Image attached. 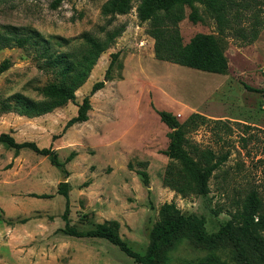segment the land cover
Here are the masks:
<instances>
[{
    "label": "rangeland",
    "instance_id": "1",
    "mask_svg": "<svg viewBox=\"0 0 264 264\" xmlns=\"http://www.w3.org/2000/svg\"><path fill=\"white\" fill-rule=\"evenodd\" d=\"M54 1L0 0V45H9L0 47V63L11 61L0 74V134L52 147L67 170L31 149L16 152L0 143V264H140L107 239L67 234L66 207L69 225L79 231L118 220L122 238L145 254L160 208L171 202L183 214L202 216L208 234L219 235L220 261L214 264H244L245 256L264 264L257 234L242 229L240 215L251 189L264 207V0H224L220 20L196 3L203 15L198 22L184 6L177 23L182 42L200 32L214 34L225 49V74L157 59L151 21L138 15L141 0H120L115 12L109 11L111 0H63L56 7ZM20 37L28 39L22 47ZM90 39L105 49L75 101L35 117L2 110L4 103L20 105L18 95L43 100L39 89L58 81L66 64L82 62ZM61 55L67 57L57 62ZM100 80L105 86L91 96L89 119L66 128ZM157 110L187 124L195 158L208 150L227 155L206 197H183L164 184L172 129ZM193 113L206 120L190 119ZM144 169L149 184L139 173ZM61 182H68V197L58 191ZM42 194L50 196H35ZM259 233L264 239V229ZM206 254L193 240L169 251L171 264L194 263Z\"/></svg>",
    "mask_w": 264,
    "mask_h": 264
},
{
    "label": "trees",
    "instance_id": "2",
    "mask_svg": "<svg viewBox=\"0 0 264 264\" xmlns=\"http://www.w3.org/2000/svg\"><path fill=\"white\" fill-rule=\"evenodd\" d=\"M63 0H55L53 6H58ZM120 0H111L109 11L115 12ZM229 1V0H228ZM233 2V1H232ZM196 3L204 5V11L217 18L226 11V2L224 0H141L138 7V15L141 21H151L150 34L155 40L154 52L159 60L170 61L182 66H187L197 70L225 74L226 73V54L223 45L219 39L211 33H197L189 42L183 43L177 23L184 17V6L191 8L189 18L193 22L203 19L199 7ZM255 38V35L251 39ZM28 41L25 37L17 38V45L24 46ZM8 42L0 45L1 48L7 47ZM104 47L95 40L90 39V46L86 54L82 57V62H71L66 64L59 71L60 79L52 81L41 87L40 93L43 100L34 102L23 96L18 95L17 101L20 105H11L4 103L3 111H17L20 115L28 117L40 116L54 109L64 106L70 101H75L76 91L87 81L91 70L95 65L99 54L104 51ZM118 53L113 54V62ZM67 56L57 59V62ZM11 67V61L4 59L0 63V74ZM107 71V76L109 75ZM105 86L103 80L93 84L91 91L86 95L82 102L78 104L77 114L66 124V128L85 122L89 119V111L92 107L91 96ZM251 91H263L245 84ZM162 122L167 124L172 130L168 136L169 145L164 153L171 159L164 175V184L171 187L183 197L190 194H198L206 197L209 193V180L214 171L227 159V155L216 156L213 151L208 150L202 158H195L189 147L186 137V123L183 125L177 117L170 111L157 110ZM206 120V117L199 113H193L190 119ZM0 143L16 150L28 148L38 154L48 156L51 162L60 168L64 173L67 170L64 163L59 160L58 153L52 147H39L34 141L18 142L11 134L1 133ZM70 155L68 160L72 158ZM264 168V157L261 159ZM145 184H149V174L146 169L140 170ZM59 193L68 197V182L59 184ZM38 197H47L50 195H35ZM244 204L246 213L240 215L243 219L242 229L254 231L257 234L256 239L260 242L264 250V239L259 230L264 229V207L262 200L256 189H251L245 199ZM68 205L64 213V219L67 221L65 232L74 236H91L104 238L117 245L128 256L134 258L140 264H171L169 251L174 249L183 240H193L207 250L204 257L199 258L194 263L185 261L181 264H214L220 261L217 250L220 244L218 234H208L205 228V219L197 214H183L180 208L174 202L164 203L160 208V220L151 231V240L145 254L135 252L120 234V223L118 220H106L98 223L93 229L79 231L68 223ZM239 255L244 256L243 248H239ZM244 264H251L245 256L242 258Z\"/></svg>",
    "mask_w": 264,
    "mask_h": 264
}]
</instances>
